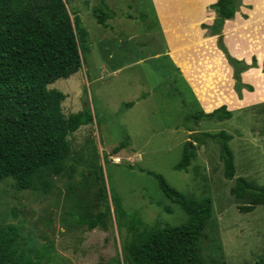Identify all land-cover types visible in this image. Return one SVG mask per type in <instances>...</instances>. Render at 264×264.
Masks as SVG:
<instances>
[{"label":"rangeland","instance_id":"1","mask_svg":"<svg viewBox=\"0 0 264 264\" xmlns=\"http://www.w3.org/2000/svg\"><path fill=\"white\" fill-rule=\"evenodd\" d=\"M65 1L89 36L82 68L49 87L66 93L62 104L66 115L86 106L93 119L69 135L68 170L54 177L47 191L17 190L14 180H0V227L19 226L23 248L42 251L40 264H128L126 228L114 221L108 231L88 230L71 213H78L77 203L100 207V182L89 172L99 166L109 193L121 198L131 217L161 227L187 222L188 215L165 195L152 171L187 195L212 196L215 211L202 238L210 264H255L264 255V204L241 212L242 203L231 188L239 176L264 185L263 70L246 75L251 80L245 84L253 91L239 92L234 67L220 47L228 50L222 27L219 34L206 28L205 36L210 37L202 48L178 55L183 71L179 72L167 57L152 0ZM242 5L243 0L235 16L245 21L255 7ZM102 12L107 14L105 24L97 18ZM256 13L260 12L252 14ZM242 28L244 24L239 31ZM236 35L232 34L233 43ZM257 53H250L252 59ZM259 56L264 57V52ZM222 105L232 111L231 118L194 119V114L210 113ZM221 130L232 135L233 179L225 176L218 141L201 134ZM186 142L196 146L197 157L187 170H178ZM123 143L126 146L114 152Z\"/></svg>","mask_w":264,"mask_h":264},{"label":"trees","instance_id":"2","mask_svg":"<svg viewBox=\"0 0 264 264\" xmlns=\"http://www.w3.org/2000/svg\"><path fill=\"white\" fill-rule=\"evenodd\" d=\"M240 3L241 0H218L211 5L216 12L214 25L204 27L219 34L225 21L235 17ZM72 14L65 0H0V180H14L17 190L47 191L53 178L68 170L69 135L93 119L86 106L66 115L62 105L66 93L49 87L82 68V52L89 32ZM97 18L105 24L107 14L99 13ZM220 47L234 67L239 92L243 88L253 91L251 85L241 81V73L258 66L256 56L248 64L233 57L225 45ZM232 115L222 105L210 113L194 114V119L222 121ZM201 134L218 141L225 176L233 179L236 165L229 144L232 135L226 130ZM123 146L126 143L114 152ZM184 150L176 165L178 170H187L197 157L196 146L191 142H186ZM89 172L100 182V207L96 210L77 203L78 213L71 215L88 230L108 231L114 221L119 228H126L130 233L124 244L128 264H210L203 254L202 238L215 211L212 196L187 195L162 174L149 171L156 176L165 195L188 215L187 222L180 225L150 226L141 217L128 215L121 198L109 193L99 166ZM231 193L242 203L238 206L241 212L253 211L264 204V185L244 176L236 178ZM24 242L19 226L0 227V264H40L42 251L25 249ZM255 264H264V255Z\"/></svg>","mask_w":264,"mask_h":264},{"label":"crops","instance_id":"3","mask_svg":"<svg viewBox=\"0 0 264 264\" xmlns=\"http://www.w3.org/2000/svg\"><path fill=\"white\" fill-rule=\"evenodd\" d=\"M152 1L160 24L159 26L166 39L167 57L179 72H183L177 62V57L183 51L187 52L192 47H195V51L197 48H202L201 43H203L207 37H210V35L205 36L206 27H204V24L210 26V24L214 23L216 12L211 8V5L218 0ZM241 7H257L261 9V11L258 9L255 10L254 8L251 11V18L245 21H242L241 17L237 16V14L235 18L225 21L222 32L223 35L225 34L224 42L232 56L240 60L244 59L246 63L251 64L253 59L252 54L250 53L253 50H258V55L256 56L258 66L251 67L241 73V77L243 78L242 81L245 83L250 82L251 80L246 76L248 72L257 70L258 68L263 70L264 57L260 58L259 52H264V0H243V5ZM254 11L260 12L256 13V15L258 14V17L252 14ZM258 20H260V23L257 22ZM252 22H254L253 28L251 27ZM256 23L260 24V26L257 27L259 28L258 30H255ZM243 24L245 29L242 28V30L239 31V27H242ZM236 28L237 30L234 31ZM248 28L250 30L245 31ZM235 32H237V35L235 37V42L233 43L234 39L232 34ZM195 59L198 62L200 58L197 56ZM189 63L191 64L190 61ZM247 79L250 80L247 81ZM262 101H264V99H262Z\"/></svg>","mask_w":264,"mask_h":264}]
</instances>
